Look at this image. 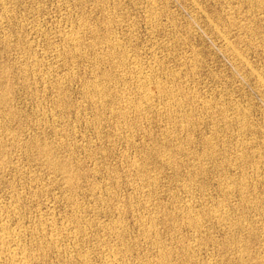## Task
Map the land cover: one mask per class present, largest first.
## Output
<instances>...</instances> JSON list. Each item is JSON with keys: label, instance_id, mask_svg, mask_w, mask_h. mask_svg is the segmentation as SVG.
<instances>
[{"label": "rangeland", "instance_id": "1", "mask_svg": "<svg viewBox=\"0 0 264 264\" xmlns=\"http://www.w3.org/2000/svg\"><path fill=\"white\" fill-rule=\"evenodd\" d=\"M0 264H264V0H0Z\"/></svg>", "mask_w": 264, "mask_h": 264}, {"label": "bare ground", "instance_id": "2", "mask_svg": "<svg viewBox=\"0 0 264 264\" xmlns=\"http://www.w3.org/2000/svg\"><path fill=\"white\" fill-rule=\"evenodd\" d=\"M20 258V257H19Z\"/></svg>", "mask_w": 264, "mask_h": 264}]
</instances>
